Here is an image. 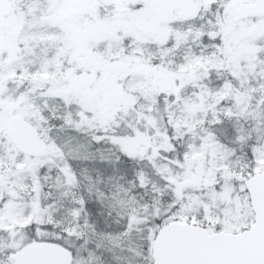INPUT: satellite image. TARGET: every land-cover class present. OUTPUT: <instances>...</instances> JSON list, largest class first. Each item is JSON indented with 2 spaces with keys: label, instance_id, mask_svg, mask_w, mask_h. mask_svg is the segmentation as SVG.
I'll use <instances>...</instances> for the list:
<instances>
[{
  "label": "snow or ice",
  "instance_id": "1",
  "mask_svg": "<svg viewBox=\"0 0 264 264\" xmlns=\"http://www.w3.org/2000/svg\"><path fill=\"white\" fill-rule=\"evenodd\" d=\"M0 264H264V0H0Z\"/></svg>",
  "mask_w": 264,
  "mask_h": 264
}]
</instances>
